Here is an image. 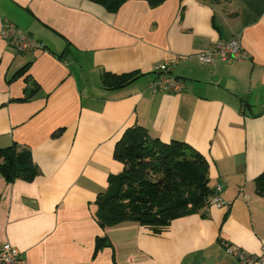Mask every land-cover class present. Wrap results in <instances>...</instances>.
Instances as JSON below:
<instances>
[{
  "label": "crops",
  "instance_id": "obj_1",
  "mask_svg": "<svg viewBox=\"0 0 264 264\" xmlns=\"http://www.w3.org/2000/svg\"><path fill=\"white\" fill-rule=\"evenodd\" d=\"M4 20L44 48L17 53L0 36V147L30 148L40 170L32 181L0 172V246L11 243L27 264H242L228 247L264 254V0H127L117 11L92 0H0V30ZM233 37L247 58L200 59ZM163 63L183 92L150 89ZM104 72L132 79L110 89ZM138 124L200 152L225 204L209 201L160 233L137 221L102 227L97 196L123 171L115 146ZM104 236L111 245L97 250Z\"/></svg>",
  "mask_w": 264,
  "mask_h": 264
},
{
  "label": "trees",
  "instance_id": "obj_2",
  "mask_svg": "<svg viewBox=\"0 0 264 264\" xmlns=\"http://www.w3.org/2000/svg\"><path fill=\"white\" fill-rule=\"evenodd\" d=\"M117 11L127 0H92ZM157 5L164 0H149ZM28 65L15 73L23 76ZM132 77L104 72L102 84L118 88ZM33 90L24 100L29 99ZM114 157L124 164L111 174L108 188L96 199L97 220L102 227L137 221L160 233L174 219L203 210L216 191L209 185V161L185 142H165L152 137L142 125L127 128L117 141ZM0 172L8 179L32 181L40 172L28 147H0ZM256 191L264 197V172L256 180ZM111 245L107 237L97 239V250Z\"/></svg>",
  "mask_w": 264,
  "mask_h": 264
},
{
  "label": "built area",
  "instance_id": "obj_3",
  "mask_svg": "<svg viewBox=\"0 0 264 264\" xmlns=\"http://www.w3.org/2000/svg\"><path fill=\"white\" fill-rule=\"evenodd\" d=\"M0 36L17 53L32 54L34 51L44 48L43 42L37 40L30 32L10 20L2 22ZM245 58H247V52L240 38L236 37L226 41H219L208 53L200 55V59L207 63L228 59L244 60ZM154 70L157 76L150 84L151 90L175 93H181L185 90L184 81L173 74L172 64L163 63L157 65ZM220 190L221 187L218 186L216 192ZM210 201L218 206L225 204L217 193L211 197ZM227 250L236 256L242 264H264V254L248 256L235 248L228 247ZM0 264L27 263L23 253L7 242L0 246Z\"/></svg>",
  "mask_w": 264,
  "mask_h": 264
}]
</instances>
